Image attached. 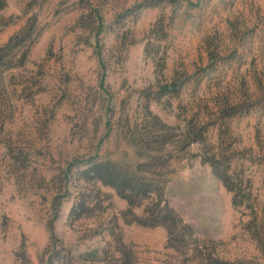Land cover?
Masks as SVG:
<instances>
[{"label":"rangeland","instance_id":"1","mask_svg":"<svg viewBox=\"0 0 264 264\" xmlns=\"http://www.w3.org/2000/svg\"><path fill=\"white\" fill-rule=\"evenodd\" d=\"M4 2L0 264H264V0Z\"/></svg>","mask_w":264,"mask_h":264},{"label":"trees","instance_id":"2","mask_svg":"<svg viewBox=\"0 0 264 264\" xmlns=\"http://www.w3.org/2000/svg\"><path fill=\"white\" fill-rule=\"evenodd\" d=\"M5 5L4 0H0V9L3 8ZM27 32V31H26ZM23 33V34H22ZM30 38V33L27 32H19L14 37H12L7 45V50L3 51V49H0V66L10 67L11 65L8 63H4L6 61V58H8L9 53L14 52V50L17 47H23L24 44L27 42V40ZM28 43V42H27ZM26 43V44H27ZM216 173L219 175L221 179H223L226 183V178L224 177V173H220L218 169L215 168ZM83 176L86 178H97L102 180L105 184L112 185L115 188L119 190H125V189H136V187L133 186V179L127 175L126 173L121 174L119 173L117 167L113 165L110 162L100 163L96 162L93 163L89 169L83 171ZM92 176V177H91ZM124 192V191H123ZM121 194H124L121 192ZM126 198V197H125ZM160 216V217H159ZM171 216V212L168 211H161L158 215L159 218L162 220L168 221L169 217ZM157 218V217H156ZM155 220V219H154ZM140 224L146 225V226H154L157 224H166L164 222L160 223H148V222H140Z\"/></svg>","mask_w":264,"mask_h":264}]
</instances>
